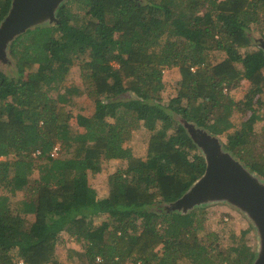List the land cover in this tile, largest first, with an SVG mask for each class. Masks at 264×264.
Masks as SVG:
<instances>
[{"label":"trees","instance_id":"16d2710c","mask_svg":"<svg viewBox=\"0 0 264 264\" xmlns=\"http://www.w3.org/2000/svg\"><path fill=\"white\" fill-rule=\"evenodd\" d=\"M11 4L0 0V23ZM57 18L12 42L17 77L0 71V264H253L244 239L223 248L216 234L198 236L197 212L165 207L207 168L176 116L227 138L225 149L264 178L253 152L264 103L252 105L264 95V52L251 36L264 25V0H66ZM76 63L84 89L65 85ZM174 67L181 86L165 105L162 70ZM244 80L237 101L231 92ZM83 96L95 114L73 125L67 107ZM141 125L153 133L145 160L123 146ZM103 160L128 167L109 176L100 199L88 175ZM62 232L84 247L67 250V263L57 255Z\"/></svg>","mask_w":264,"mask_h":264},{"label":"water","instance_id":"95a60500","mask_svg":"<svg viewBox=\"0 0 264 264\" xmlns=\"http://www.w3.org/2000/svg\"><path fill=\"white\" fill-rule=\"evenodd\" d=\"M64 2L66 0H12L7 16L0 23V60L6 57L8 46L27 30L58 22V9ZM251 36L264 52V38ZM179 122L205 158L207 168L187 193L166 204V210L187 214L197 206L217 201L236 206L258 230L259 250L253 264H264V178L224 150L219 137L181 117Z\"/></svg>","mask_w":264,"mask_h":264},{"label":"rangeland","instance_id":"374dc122","mask_svg":"<svg viewBox=\"0 0 264 264\" xmlns=\"http://www.w3.org/2000/svg\"><path fill=\"white\" fill-rule=\"evenodd\" d=\"M144 2V0H142ZM261 33L264 34V25L257 26L256 29L252 32L254 37H260ZM254 39V38H253ZM12 44V43H11ZM11 44L7 48L6 57L0 60V71L4 72L8 76H16V64L11 56ZM253 47L255 46V39L253 40ZM225 59V54L223 53H213L212 54V61L214 62H221ZM115 69H119L118 63L114 64ZM38 68V66H37ZM194 69V70H193ZM192 71H196L197 68H193ZM163 83H164V91L162 92V98L165 105H169L172 103L173 99L177 96L180 86H181V74L180 69L177 67L174 68H163ZM84 73L81 71L79 67V63H76L72 68L70 73L67 75V79L65 81L66 86L76 85L81 89L86 88V83L83 82ZM26 79V78H23ZM248 82L244 80L240 87L233 90L231 93L233 97L237 101H244L245 97L248 93ZM228 93V91H225ZM52 97L56 98L57 93L51 94ZM264 103V95H256L255 99L252 103L255 109H258ZM68 111L72 113L73 119L71 123L73 125L76 124V117L78 115H83L85 117H91L95 114V103L92 99L88 98L87 96L78 97L74 99V103L72 105H68ZM264 112V108L261 110ZM251 112H248L247 115L242 116L241 113H236L233 116V121L235 123H239L241 120L244 121L249 117ZM176 121H180V117H175ZM113 122V120H110ZM264 123H258L256 126L255 134L256 137L254 140V155L259 156L262 155L264 157ZM78 129V128H77ZM80 131V128H79ZM84 131V129H83ZM153 133L148 131L143 127L140 126L139 129L134 130L130 139L124 143L125 148L132 149L134 156L140 159L145 160L147 153L150 138L152 137ZM224 150L225 144H227V138L222 136V140H220ZM60 144V143H58ZM62 145V144H61ZM230 154L238 161L240 159L235 156L232 152ZM1 160V159H0ZM242 163V161H240ZM243 164V163H242ZM128 167L127 161L121 160H112V161H105L101 162V171L97 172L99 174L104 175V179L99 181V183H103V187H107L104 185L106 179L109 178L111 174L115 173L118 170H126ZM94 173V174H97ZM257 173V172H255ZM263 178V177H262ZM93 183H98L96 177L91 178ZM104 181V182H103ZM101 187V186H100ZM101 189V188H100ZM101 191V190H100ZM166 209V208H165ZM197 212V221L199 226L201 227L200 231L198 232L199 237L207 236L208 234H216L220 240V243L223 248L230 246L234 241H240L244 239L248 246L252 247L255 252L259 250V235L257 227L255 226L254 222L241 210H239L236 206L227 203L226 201H217V202H210L206 205L197 206L192 209L190 212ZM105 218H100L97 223L101 224ZM66 248L60 246L58 249V258L62 261H67V249H83L82 245L78 243L76 239L67 238L65 242ZM100 261V260H99ZM130 264V263H128ZM178 264H184L179 262Z\"/></svg>","mask_w":264,"mask_h":264},{"label":"crops","instance_id":"0c3cea01","mask_svg":"<svg viewBox=\"0 0 264 264\" xmlns=\"http://www.w3.org/2000/svg\"><path fill=\"white\" fill-rule=\"evenodd\" d=\"M93 116V115H92ZM77 123V122H76ZM80 131L81 132H83V128H80ZM217 137H219L220 138V140H222V137H220V136H217ZM36 177V176H35ZM94 177H96V179L98 180V183H93L92 181H91V178H94ZM109 177V176H108ZM105 177H104V175H103V173L102 174H99V173H97V174H94V173H92V172H90L89 173V175H88V180H89V184L97 191V194H98V197L100 198V199H105V198H107L108 197V195H109V187H108V178L106 179V182H104V185H107V187H105V188H102L103 187V183H99V181H102L103 179H104ZM105 180V179H104ZM101 186V187H100ZM101 188V189H100ZM101 190V191H100ZM27 193V191H23V190H19L18 192H17V200H22L23 198H24V196H25V194ZM27 219L29 220V221H31V222H34V220H35V217L33 216V215H29V216H27ZM99 220V219H98ZM98 220H96V222H95V225H100L99 223H97V221ZM103 222H101V224H102ZM67 238H70V240L72 239H75L74 237H70L66 232H62V233H60V238H59V240H60V243L62 242L63 244H59L58 245V247H57V255H58V249L60 248V246H62V247H65L66 248V245H65V242H66V240H67ZM80 245H82L81 243H79ZM82 247H83V245H82ZM67 250H69V249H67ZM66 250V251H67ZM74 250H77V251H81V252H83L84 251V247H83V249L81 250V249H75L74 248ZM68 253V252H67ZM99 260L100 259H98V262H99ZM59 261H61V262H63V263H67L68 262V255H67V261H62V260H60L59 259ZM20 263V262H22V263H24L23 262V260H21V259H19L18 261H17V263Z\"/></svg>","mask_w":264,"mask_h":264},{"label":"built area","instance_id":"2783aa9c","mask_svg":"<svg viewBox=\"0 0 264 264\" xmlns=\"http://www.w3.org/2000/svg\"><path fill=\"white\" fill-rule=\"evenodd\" d=\"M225 91H227V90H225ZM60 153H61V145H60V144H56V145L54 146V148L52 149L51 156H52L53 158H58L59 155H60ZM39 155H40V152H39V151H36V152L33 153V156H34V157H37V156H39ZM19 264H23V263L20 262Z\"/></svg>","mask_w":264,"mask_h":264},{"label":"clouds","instance_id":"9594fccd","mask_svg":"<svg viewBox=\"0 0 264 264\" xmlns=\"http://www.w3.org/2000/svg\"><path fill=\"white\" fill-rule=\"evenodd\" d=\"M1 159V158H0Z\"/></svg>","mask_w":264,"mask_h":264}]
</instances>
